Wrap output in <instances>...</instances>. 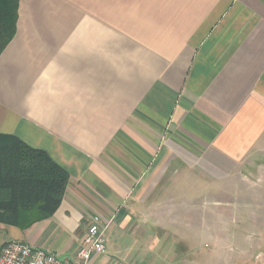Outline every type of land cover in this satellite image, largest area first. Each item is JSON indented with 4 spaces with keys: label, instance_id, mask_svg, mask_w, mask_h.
Segmentation results:
<instances>
[{
    "label": "crops",
    "instance_id": "crops-1",
    "mask_svg": "<svg viewBox=\"0 0 264 264\" xmlns=\"http://www.w3.org/2000/svg\"><path fill=\"white\" fill-rule=\"evenodd\" d=\"M3 44L0 137L68 183L49 218L0 224V250L76 262L98 215L86 264H215L192 245L222 241L221 214L210 231L195 200L264 163V0H0Z\"/></svg>",
    "mask_w": 264,
    "mask_h": 264
},
{
    "label": "rangeland",
    "instance_id": "rangeland-1",
    "mask_svg": "<svg viewBox=\"0 0 264 264\" xmlns=\"http://www.w3.org/2000/svg\"><path fill=\"white\" fill-rule=\"evenodd\" d=\"M204 187L205 193L195 200L205 211L201 213V216L205 214L201 221L207 224V217L216 208L221 214L222 241L192 246L215 258V264H264V163L255 165L245 177L201 180V188ZM207 225L212 231L214 225ZM224 240L227 243L223 244ZM209 263L213 261L208 260Z\"/></svg>",
    "mask_w": 264,
    "mask_h": 264
},
{
    "label": "trees",
    "instance_id": "trees-1",
    "mask_svg": "<svg viewBox=\"0 0 264 264\" xmlns=\"http://www.w3.org/2000/svg\"><path fill=\"white\" fill-rule=\"evenodd\" d=\"M67 183L68 174L45 152L14 136L0 137V224L22 227L26 217H33L30 223L49 218Z\"/></svg>",
    "mask_w": 264,
    "mask_h": 264
},
{
    "label": "built area",
    "instance_id": "built-area-1",
    "mask_svg": "<svg viewBox=\"0 0 264 264\" xmlns=\"http://www.w3.org/2000/svg\"><path fill=\"white\" fill-rule=\"evenodd\" d=\"M101 224L100 216L92 217L83 244L77 250L76 262L59 259L45 250L11 241L1 247L0 264H86L92 254L102 255L105 253V240Z\"/></svg>",
    "mask_w": 264,
    "mask_h": 264
}]
</instances>
